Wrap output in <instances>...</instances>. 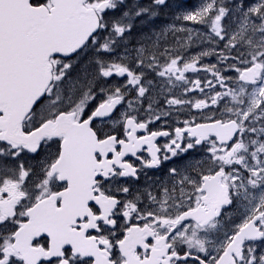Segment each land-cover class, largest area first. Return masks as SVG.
I'll list each match as a JSON object with an SVG mask.
<instances>
[{"label":"snow or ice","instance_id":"6c2138e0","mask_svg":"<svg viewBox=\"0 0 264 264\" xmlns=\"http://www.w3.org/2000/svg\"><path fill=\"white\" fill-rule=\"evenodd\" d=\"M168 6L0 0V264H264V0Z\"/></svg>","mask_w":264,"mask_h":264},{"label":"flooded vegetation","instance_id":"af4514ba","mask_svg":"<svg viewBox=\"0 0 264 264\" xmlns=\"http://www.w3.org/2000/svg\"><path fill=\"white\" fill-rule=\"evenodd\" d=\"M181 1V3H180ZM168 0V7L165 9H162V14L161 16L157 17V22L158 25L165 23V22H170L173 15L175 14V10L177 8V5H181V6H185V7H192V0ZM183 3V4H182ZM178 9V8H177ZM188 26L190 27H196L199 28L201 31L203 28H205L203 25H192V24H188ZM195 39V38H194ZM158 125H153V127H157ZM160 143H164L165 140L163 138L160 139L159 141ZM181 161L179 159H174L171 163L169 164H165L163 166V168L161 170H149L148 171V175L149 177H157V176H162L163 175V171L165 168L170 167L172 163L178 164ZM143 176L141 177V183H143Z\"/></svg>","mask_w":264,"mask_h":264},{"label":"rangeland","instance_id":"374dc122","mask_svg":"<svg viewBox=\"0 0 264 264\" xmlns=\"http://www.w3.org/2000/svg\"><path fill=\"white\" fill-rule=\"evenodd\" d=\"M180 1V0H179ZM180 3H181V1H180ZM194 50H198V51H200L201 50V47L199 46V45H194L193 47H192ZM205 63H210V62H215V58L214 57H208V58H205V61H204ZM193 78H195L194 76H193ZM193 111H195V110H193ZM237 222H239V221H237Z\"/></svg>","mask_w":264,"mask_h":264},{"label":"trees","instance_id":"16d2710c","mask_svg":"<svg viewBox=\"0 0 264 264\" xmlns=\"http://www.w3.org/2000/svg\"><path fill=\"white\" fill-rule=\"evenodd\" d=\"M147 2V0H144V3H146ZM143 29H144V31H147L148 30V28L145 26V27H143Z\"/></svg>","mask_w":264,"mask_h":264}]
</instances>
